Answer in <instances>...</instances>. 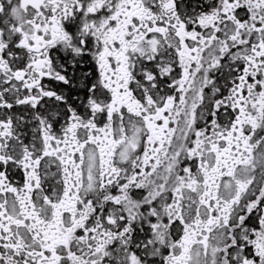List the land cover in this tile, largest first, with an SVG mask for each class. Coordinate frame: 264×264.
Segmentation results:
<instances>
[{
	"label": "snow or ice",
	"instance_id": "snow-or-ice-1",
	"mask_svg": "<svg viewBox=\"0 0 264 264\" xmlns=\"http://www.w3.org/2000/svg\"><path fill=\"white\" fill-rule=\"evenodd\" d=\"M0 264H264V0H0Z\"/></svg>",
	"mask_w": 264,
	"mask_h": 264
}]
</instances>
